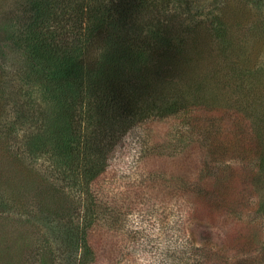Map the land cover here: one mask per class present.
<instances>
[{
    "label": "rangeland",
    "instance_id": "obj_1",
    "mask_svg": "<svg viewBox=\"0 0 264 264\" xmlns=\"http://www.w3.org/2000/svg\"><path fill=\"white\" fill-rule=\"evenodd\" d=\"M250 1L187 0L184 7L191 16L180 11L178 17L177 8L160 12L165 21L174 13V53L186 39L192 41L184 46L188 59L171 63L156 58L155 63H165L162 69L170 71L164 76L177 80L189 105H202L156 118L150 128L145 123L128 129L122 121L100 142L107 161L95 192L113 196L117 206L123 198L141 200L131 203L133 210L111 233L115 264H181L192 246L205 242L228 261L250 253L264 257V3ZM29 16V0H0V264H65L64 259L40 258H50L45 251L56 246L53 240L69 203L38 196L48 162L40 157L35 163L26 152L29 134L41 125L34 120L39 102L35 96L30 100L33 90L27 84L31 69L39 65L24 41ZM214 16L228 26L224 46L214 34ZM194 23L200 25L192 32ZM105 41L99 39L97 47ZM146 85L137 92L139 98L150 94L152 114L180 96L165 88L159 97ZM171 126L191 150L190 162L182 167L176 163L184 154L171 164L144 157L154 142L167 148L177 143L169 137L174 135ZM160 173H166L172 189L167 198L154 190L148 201L146 194L136 196L149 184L154 189ZM70 193L77 196L75 190Z\"/></svg>",
    "mask_w": 264,
    "mask_h": 264
},
{
    "label": "trees",
    "instance_id": "obj_2",
    "mask_svg": "<svg viewBox=\"0 0 264 264\" xmlns=\"http://www.w3.org/2000/svg\"><path fill=\"white\" fill-rule=\"evenodd\" d=\"M185 1L29 0L30 16L24 41L39 65L31 69L27 84L33 90L30 100L35 96L39 102L34 120L41 125L29 134L26 152L35 163L40 157L48 162V171L42 173L40 181L45 182L44 190L39 191L38 196L45 195L43 201L47 196L69 203L62 208L66 213L53 240L56 246L44 250L50 258H40L64 259L65 264L116 263L115 247L109 240L111 233L122 226L128 212L133 210L131 203L135 206L141 200L123 198L117 206L113 196L108 198L100 191L95 192L107 161L100 142L108 136L111 126L119 127L122 121L128 129L145 123L150 128L156 118L169 119L183 109L189 112L192 106L202 105H189L188 93L184 97L180 94L177 80H168L164 76L170 71L162 69L165 63H155L156 58V61L171 63L188 59V50L184 46L192 40L186 39L183 48H176V53L172 50L171 34L175 25L171 18L174 13L167 21L159 18L160 12L167 14L174 8L179 10L176 12L178 17L181 12L193 15L184 7ZM250 2L261 5L264 0ZM211 24L215 26V36L224 46V37L229 36L228 26L215 16ZM198 25L194 23L192 32ZM145 29L148 34H144ZM99 39L108 41L97 47ZM144 82L149 92L159 93V97H164V92L170 89L180 96L174 103L152 114L147 108L150 94L144 93L139 98ZM170 83L171 88H168L166 85ZM177 130L171 126L170 132L174 131V135L169 136L177 143L167 148L163 143L154 142L153 146L147 147L144 157L153 158L152 161L166 159L171 164L177 154H184L176 166L190 162L188 142L182 134L178 138ZM154 180L158 188L154 184L151 189L149 184L137 191L136 196L146 194L148 201L153 194H149L151 190L154 195L160 193L165 198L172 193L166 173H160ZM70 190L77 192L74 196L77 199ZM190 250V257L186 260L181 257V264H258L261 263L258 258L264 260L261 253H250L228 261L225 253L214 250L208 242L194 245Z\"/></svg>",
    "mask_w": 264,
    "mask_h": 264
}]
</instances>
